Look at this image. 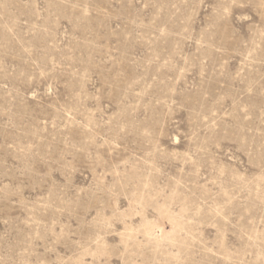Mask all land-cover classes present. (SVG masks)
Returning <instances> with one entry per match:
<instances>
[{"label": "rangeland", "instance_id": "374dc122", "mask_svg": "<svg viewBox=\"0 0 264 264\" xmlns=\"http://www.w3.org/2000/svg\"><path fill=\"white\" fill-rule=\"evenodd\" d=\"M0 264H264V0H0Z\"/></svg>", "mask_w": 264, "mask_h": 264}]
</instances>
